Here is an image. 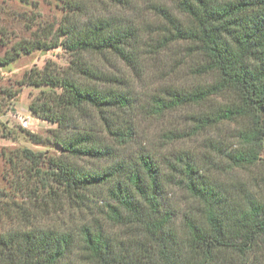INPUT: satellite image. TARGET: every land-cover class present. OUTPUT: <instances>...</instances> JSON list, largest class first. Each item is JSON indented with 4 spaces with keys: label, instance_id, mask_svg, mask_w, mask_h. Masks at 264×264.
<instances>
[{
    "label": "trees",
    "instance_id": "16d2710c",
    "mask_svg": "<svg viewBox=\"0 0 264 264\" xmlns=\"http://www.w3.org/2000/svg\"><path fill=\"white\" fill-rule=\"evenodd\" d=\"M60 1L67 14L56 39L49 34L20 42L0 57V66L56 47L72 57L65 72L34 68L22 80L51 89L30 110L57 125L52 143L60 151L49 157L48 170L27 169L26 180L38 178L47 190L35 197L36 205L41 198L37 210L49 213V206L58 204L60 212H93L65 228L1 232L0 264H255L264 258V197L212 171L250 169L264 150V0ZM141 4L162 19L146 35L126 17ZM180 44L182 55L193 59L191 74L210 80L165 87L144 109L149 117L162 118L184 107L206 108L189 116L190 133L166 134L171 143L234 124L235 144L211 143L224 157L219 166L188 150L126 154L138 103L123 86L129 75L104 73L84 58L110 55L139 72L146 55ZM37 157L25 151L24 158ZM86 160L99 164L80 163ZM173 189L194 202L190 209L172 201ZM4 210L0 206V216Z\"/></svg>",
    "mask_w": 264,
    "mask_h": 264
},
{
    "label": "rangeland",
    "instance_id": "374dc122",
    "mask_svg": "<svg viewBox=\"0 0 264 264\" xmlns=\"http://www.w3.org/2000/svg\"><path fill=\"white\" fill-rule=\"evenodd\" d=\"M63 7L60 0H0V57L12 52L13 47L20 42L32 43L44 39L49 34H51L50 40L52 38L55 40L56 30L67 14ZM139 8L140 10H131L126 17L132 24L136 23L146 35L150 29H156L162 19L142 4ZM182 47L183 44H180L168 52L146 55L139 72L128 69L123 62L110 55L89 53L85 54L84 58L89 65L104 73L123 78L129 75V82L126 78L127 82H124L123 86L134 94L138 103L132 112L136 113L132 121L133 142L124 151L126 154L134 156L141 150L148 149L156 156H163L172 150H188L196 154L204 163L212 160L219 166L224 161V157L219 151L210 147L211 143L224 142L227 146L235 144V139L232 137L234 124H222L204 131L199 136L175 140L171 143L165 138L166 134L170 131L190 133L193 124L190 123L189 116L204 112L206 108L184 107L162 118L149 117L144 109L147 107V102H150L151 96L161 92L165 87L189 88L210 80L191 74L193 59H186L182 55ZM71 61L72 57L63 48L56 47L22 54L11 64L0 66V206L6 209L0 216V233L21 228L51 226L65 228L72 225L71 222L75 221V218L79 221L93 212V209L60 212L58 204H51L48 208L49 213L39 208L37 210L35 206L41 203V198L40 203L36 205L35 197H41L47 190L37 182L38 178L36 181L32 179L27 181L30 178L27 169L34 166L35 169L48 170L49 157L60 155V151L52 143L53 131L57 130V125L39 119L30 110L32 102L38 97L44 98L45 95L42 93H49L51 89L23 85L22 80L25 74L34 68L43 70L48 67L57 72H65ZM92 83L99 86L114 85L94 80ZM23 116L29 118L28 129L20 126L19 117ZM32 136L41 138L42 142L37 143ZM26 150L39 157L24 158ZM80 163L88 167L99 164L92 160L80 161ZM204 167L207 166L204 164ZM212 171L224 182H233L236 185L243 183L245 188L259 192L260 196L264 197V150L258 164L250 169ZM32 174L36 175L35 171H32ZM172 192L170 198L182 210L190 209L194 204L183 190L173 189ZM255 264H264V258L259 259Z\"/></svg>",
    "mask_w": 264,
    "mask_h": 264
},
{
    "label": "built area",
    "instance_id": "2783aa9c",
    "mask_svg": "<svg viewBox=\"0 0 264 264\" xmlns=\"http://www.w3.org/2000/svg\"><path fill=\"white\" fill-rule=\"evenodd\" d=\"M28 117H19L20 120V126H22V128L24 129H28L29 125H30V121L28 120Z\"/></svg>",
    "mask_w": 264,
    "mask_h": 264
}]
</instances>
